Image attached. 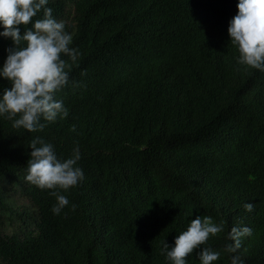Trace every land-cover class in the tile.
Returning <instances> with one entry per match:
<instances>
[{
	"label": "trees",
	"instance_id": "obj_1",
	"mask_svg": "<svg viewBox=\"0 0 264 264\" xmlns=\"http://www.w3.org/2000/svg\"><path fill=\"white\" fill-rule=\"evenodd\" d=\"M237 4L49 0L80 55L55 94L67 118L29 133L0 116V264H171L164 244L205 216L224 222L201 246L221 253L214 264L232 255L264 264V71L237 63L228 35ZM11 47L0 36V68ZM10 87L0 78V96ZM37 136L59 159L80 151L84 179L61 191L69 204L59 215L51 191L25 179ZM7 184L31 203L34 229L5 231L24 217ZM234 226L252 234L225 253ZM199 251L187 264H200Z\"/></svg>",
	"mask_w": 264,
	"mask_h": 264
},
{
	"label": "clouds",
	"instance_id": "obj_2",
	"mask_svg": "<svg viewBox=\"0 0 264 264\" xmlns=\"http://www.w3.org/2000/svg\"><path fill=\"white\" fill-rule=\"evenodd\" d=\"M49 0H0V36L10 38L13 47L7 49V58L0 68V78L11 87L3 89L0 96V116L12 121L13 128L29 133L42 132L48 123L67 118L68 110L55 94L69 83L72 64L79 58V51L71 47L73 36L65 31V23L57 21ZM237 14L229 22L228 35L239 53L237 63L247 68L264 71V0H238ZM43 11L42 18L38 14ZM35 18V19H34ZM23 26L25 31L20 32ZM63 57H67L65 60ZM71 61V63H69ZM86 73H82L85 75ZM75 131V126H73ZM31 158L27 162L26 181L41 190H50L56 203L51 211L59 215L69 200L61 191L74 188L84 179L83 170L77 166L80 151L59 159L51 143L37 136L30 142ZM76 205H72L75 210ZM247 212L252 203L244 204ZM224 232V222L216 223L212 217H197L186 231L176 236L174 247L165 243L171 264H187V257L197 249L200 264H214L221 255L206 245L210 237ZM249 227L234 226L226 236L223 251L236 253L241 248V238L251 236ZM231 264H244L239 255H232Z\"/></svg>",
	"mask_w": 264,
	"mask_h": 264
},
{
	"label": "rangeland",
	"instance_id": "obj_3",
	"mask_svg": "<svg viewBox=\"0 0 264 264\" xmlns=\"http://www.w3.org/2000/svg\"><path fill=\"white\" fill-rule=\"evenodd\" d=\"M7 188L10 192L11 204L14 208L19 211L21 214H24L23 219L14 217L13 219L5 222V231L7 233H12L15 230H31L34 229L35 223L34 218L36 217L35 210L33 209L31 203L27 200L19 196L17 192H15V188L11 184H7ZM14 189V190H13Z\"/></svg>",
	"mask_w": 264,
	"mask_h": 264
}]
</instances>
